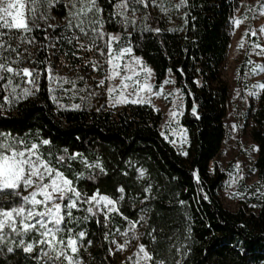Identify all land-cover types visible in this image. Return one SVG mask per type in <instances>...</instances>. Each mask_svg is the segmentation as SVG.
Instances as JSON below:
<instances>
[{
    "label": "trees",
    "instance_id": "16d2710c",
    "mask_svg": "<svg viewBox=\"0 0 264 264\" xmlns=\"http://www.w3.org/2000/svg\"><path fill=\"white\" fill-rule=\"evenodd\" d=\"M43 1V0H37ZM135 3V0H128ZM177 17L173 25L161 14L145 12L140 23L123 35L133 53L151 67L158 89L170 72L183 95L182 124L188 141L181 154L159 131L162 114L149 103H128L120 108H56L47 82L48 55L43 27L30 32L31 54L12 67L39 70L32 97L3 111L7 86L28 87L22 76L0 73V132L40 145L43 156L91 195L97 189L117 200L118 212L106 221L98 214L74 227L86 233L79 250L84 264H110L107 251L117 230H124L146 214L140 244L165 264H264V89L251 113V137L257 146L253 163L257 181L243 186L244 197L236 211L224 208L218 191L226 174L209 171L226 135L228 88L220 66L229 44L228 27L239 0H159ZM119 0H97L100 10L112 13ZM172 5V6H169ZM59 14L64 9L53 7ZM159 31H155V29ZM0 56L17 59L21 47L3 29ZM14 33L17 30L12 31ZM245 67L238 69L244 86ZM195 110V112H194ZM73 153L78 157L67 159ZM56 157H64L57 163ZM99 162V168L85 167ZM140 170H143L141 172ZM77 173H83L77 178ZM193 173H196L194 176ZM145 192V188H149ZM123 188V192L118 189ZM147 197V198H146ZM206 197V198H205ZM182 202V203H181ZM86 208L87 205H84ZM76 217L86 213L73 210ZM242 242V247L237 241ZM18 242L0 244V264H41L35 252L26 254ZM8 247H14L9 253ZM154 264V262H149Z\"/></svg>",
    "mask_w": 264,
    "mask_h": 264
},
{
    "label": "rangeland",
    "instance_id": "374dc122",
    "mask_svg": "<svg viewBox=\"0 0 264 264\" xmlns=\"http://www.w3.org/2000/svg\"><path fill=\"white\" fill-rule=\"evenodd\" d=\"M69 4L70 0H43L37 1L36 6L37 16L43 14L47 17L46 20L37 19L36 25L46 29L47 82L54 106L56 108H120L132 103L131 100L136 99L133 94L135 86L131 85L127 89L123 88L121 85V76L124 74L123 69H120L119 75H113L111 79H107L110 74L106 62L107 57L101 56L96 51V47H102L103 51L107 53V48L103 46L104 41H95V46L89 50L88 45L95 40L92 34L89 33L88 36H85L79 29L66 27L69 18ZM128 4L130 10L126 15L130 22L127 25L121 22L119 15H114L118 12L116 7L112 13L102 10L96 13V16L103 22L105 33H111L114 37L119 35L120 40L114 43V47L128 45L123 35L129 33L141 22L145 12L165 16L168 25H173L177 21V17L167 6H165L167 11L162 10L159 6L161 4L159 0H157V6H153L151 2L147 7L131 1H128ZM261 5H264V0H259V3L258 0H239V4L229 22V44L220 66V77L228 88V100L225 109L226 135L219 154L209 161V171L213 173L216 168L226 174L218 195L222 206L230 211H236L240 206V200L245 195V189L242 187L253 185L257 181L256 170L253 166L257 156V150L253 151V146L256 149L257 146L251 137L253 122L250 115L257 107L258 95L262 91L261 88L253 86L264 83V71H260L256 67L257 65L264 66V54H258L261 52V48L255 47L256 44L264 47V32L260 31L261 27L264 26V10L261 9ZM53 7H62L64 14L59 15ZM131 9H136L134 14ZM133 19L135 20L134 25L131 23ZM237 20L240 21L238 25L236 24ZM75 23L76 21H73V24ZM49 25L55 27H49ZM14 30L9 32L10 37L22 49L19 52V57L25 58L33 52L36 45L29 33H24L21 30L14 33L12 32ZM245 30H247V34H245ZM253 30L256 31L255 36L252 35ZM70 40L71 43H69ZM29 41L32 42L29 43ZM81 45H84V47H81ZM133 56L139 57L132 51L125 59L130 61ZM93 62L97 64L96 70L93 68ZM240 65L245 67L243 87L238 83ZM141 66L151 69L143 61L142 65L135 64L137 70ZM101 80L105 81L102 85L100 84ZM165 81H169V83H164ZM139 82L141 85L149 84L152 89L151 92L146 89L140 92L139 98L142 101L140 103H149L161 112L162 119L159 124L161 135L164 133L162 135L164 139L184 155L188 137L182 124L183 95L176 85L173 75L167 72L165 80L161 84L162 87L160 86L158 89L154 86L152 69L151 72H140ZM27 85L28 87L19 85L6 87L4 97L7 96L9 99L5 101L3 98L2 108L4 112L13 110V107L20 100L32 97L33 92L36 90V82L34 84L27 83ZM110 87L113 89L111 93L108 91ZM25 89L28 90V95H22ZM153 93H158V95ZM252 93H255V95ZM121 94L129 102H117ZM172 111L177 112V115L170 116L169 113ZM233 125L236 126L235 130H233ZM30 191L31 189H28L23 194L27 195ZM97 214L105 219L102 213ZM145 220L146 214L141 212L136 221L130 222L124 230L116 231L107 251L110 264H137L138 246L140 245ZM133 223L136 225L134 228L132 227ZM38 238L33 233L26 237V240L31 241ZM7 241L18 242L14 236ZM125 241H127V244H125ZM117 244L124 245L123 249L117 248ZM81 248L88 250L90 245L84 246L82 243ZM34 252L37 257L40 256L38 245ZM142 255L140 253V256ZM44 259L41 257V264H43ZM140 264H149V262L140 260Z\"/></svg>",
    "mask_w": 264,
    "mask_h": 264
},
{
    "label": "snow or ice",
    "instance_id": "6c2138e0",
    "mask_svg": "<svg viewBox=\"0 0 264 264\" xmlns=\"http://www.w3.org/2000/svg\"><path fill=\"white\" fill-rule=\"evenodd\" d=\"M149 2L153 6H157V0H135V3L142 4L144 7H147ZM184 3L185 0H180V3L175 4L174 7L178 9ZM36 6L37 0H0V49H4L5 41L2 37L7 34L2 31L3 29L9 31L15 29L27 33L32 30L33 26H38L36 25L37 19H47L43 14L37 16ZM159 6L163 11H167V7L163 3ZM115 7L118 12L114 15H119L121 22L127 25L130 22L126 15L130 10L128 0H119ZM261 9L264 10V5H261ZM131 11L134 14L136 9H131ZM98 12H100V8L97 0H70L66 27L79 29L85 36L91 33L95 40L88 45L89 50L95 46V41H104L103 46L107 48V53L103 51L102 47H96V51L101 56L107 57L106 62L110 73L107 79H111L113 75H119L120 69H123L121 85L124 89L134 85L135 92L133 94L136 99H132L131 102H142L139 98L140 92L145 89L151 92L152 89L147 83L140 84L139 74L140 72H151V69L141 66L137 70L135 64L142 65L139 57L133 56L130 61L125 59L127 55L132 53V47L129 45L113 46L115 42L120 40V37L119 35L114 37L111 33L103 31V22L96 16ZM73 21L76 23L73 24ZM131 23L134 25L135 20L133 19ZM239 23L240 21L237 20L236 24ZM49 27L54 28L55 26L49 25ZM155 31H159V29L157 28ZM260 31L264 32V26L261 27ZM245 34H247V30H245ZM252 35H256L255 30L252 31ZM241 39L243 40V37ZM31 42L29 41V43ZM71 42L70 40L69 43ZM255 47L261 48V52L258 54H264V47L259 44H256ZM4 50L16 52V49L10 46ZM19 63V53H17V59L11 62L0 56V73L9 74V84H12V77L14 76H22L27 78L26 83L34 84L39 75V70L29 67H12V64ZM256 67L260 71H264V66L257 65ZM93 68L94 70L97 69L96 62H93ZM0 80H3L2 75H0ZM104 82L101 80L100 84L102 85ZM164 83H169V81ZM253 87L264 89V83H259ZM108 91L111 93L113 89L110 87ZM28 94L27 89L22 92V95ZM153 94L158 95V93ZM252 94L255 95V93ZM4 99L8 101L9 97L5 96ZM117 102L127 103L129 101L121 94ZM169 115L174 117L177 112L172 111ZM235 127L233 125V130ZM41 144L48 145L50 141L43 139L29 145L10 134L0 132V244L14 236L18 240L16 246L22 248L26 254L33 253L37 245L39 246L40 256L36 257L38 262L43 257L45 258L43 264H83L79 250L86 233L83 230H77L74 225L97 213H102L107 221L110 218V213L119 211L117 200L101 193L98 189L91 195L82 192L72 178L43 156L40 151ZM255 150L257 149L253 146V151ZM78 155L73 153L67 159L76 158ZM55 159L57 163L65 162L64 157H56ZM85 167L99 168L101 173L105 171L99 162L91 164L85 161ZM140 171L143 172V170ZM82 175L83 173L76 174L77 178ZM193 175L195 176L196 173ZM28 189L31 191L24 195L23 193ZM149 190L150 186L144 191L148 192ZM118 191L123 192L124 189L119 188ZM84 205L87 207L85 208ZM81 209L86 215L83 217L74 216L73 210L79 211ZM135 226L133 223L132 227ZM33 233L39 238L31 241L26 240V237ZM113 242L115 243V241ZM88 243L91 244V241ZM237 244L242 247L241 241L238 240ZM123 247L124 245L117 244V248L123 249ZM138 249L137 264H140V260L154 262V264H165L164 261L155 260L154 254L146 250L145 245L140 244ZM7 251L13 252L14 247H8ZM140 253L143 255L140 256Z\"/></svg>",
    "mask_w": 264,
    "mask_h": 264
}]
</instances>
